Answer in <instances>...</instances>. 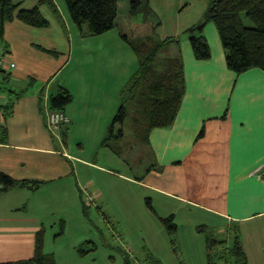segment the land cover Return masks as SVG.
<instances>
[{"label": "crops", "instance_id": "crops-1", "mask_svg": "<svg viewBox=\"0 0 264 264\" xmlns=\"http://www.w3.org/2000/svg\"><path fill=\"white\" fill-rule=\"evenodd\" d=\"M12 1L17 12L39 0ZM54 1L61 20L41 4L47 26L14 17L0 38V65L10 73L11 88H22L30 78L40 85L18 98L0 94V103L13 100L8 117L0 108V172L42 180L36 190L0 193V262L32 257L35 236L43 227V250L54 254L56 264H96L104 258L102 249L112 247L123 256L124 248L117 244L121 240L129 243L125 250L129 247L131 256L145 255L146 261L149 250L162 264H207L204 237L194 226L226 234V226L236 223L247 264H264V70H230L213 22L203 27L210 58L195 59L187 37L179 34L196 24L203 6L196 14L183 15L185 0H163L168 13L158 23V35L156 28L153 33L159 39L178 38L185 94L173 123L153 127L148 142L136 144L142 148L138 162L149 163L141 174L129 175L132 167L123 149L116 153L115 141L102 142L124 101V86L138 69L137 54L115 28L116 19L110 30L93 34L86 23L75 24L66 2L63 7ZM149 4L147 13L153 16L152 0ZM164 23L169 29L159 33ZM75 52L79 65L69 68ZM52 85L54 91L61 85L72 94L62 110L68 121L55 133L44 114ZM126 123L115 124L113 132L122 128L123 133ZM63 129L66 143L60 137ZM120 181L139 193L126 191ZM108 197L119 201L111 215L101 203ZM82 200L91 205L86 211ZM150 214L162 226L160 217L173 214L178 250L166 230L150 225ZM101 218L108 224L110 242L102 240L103 231L95 226L94 219ZM80 245L87 252L80 253ZM105 260L116 262V255Z\"/></svg>", "mask_w": 264, "mask_h": 264}, {"label": "trees", "instance_id": "trees-1", "mask_svg": "<svg viewBox=\"0 0 264 264\" xmlns=\"http://www.w3.org/2000/svg\"><path fill=\"white\" fill-rule=\"evenodd\" d=\"M118 0H65L71 19L76 25L86 23L88 30L93 34H101L113 28L117 18ZM206 9L196 24L185 29L184 36L187 37L191 45L192 54L195 59L206 60L210 58V48L207 43L203 27L209 22H213L218 31L220 42H222L226 66L236 74L246 71L248 68L259 67L264 70V0H204ZM41 4L47 5L52 13L61 20L60 11L54 0H39L30 9L20 8L16 12L17 5L12 0H0V38L3 36L4 25L7 20L16 17L18 20L37 26H47L48 20L44 18L39 9ZM146 6L150 11L149 0H131V13H135L136 6ZM127 40L137 54L138 69L132 74L124 86L122 92L121 105L116 110L109 132L103 140L102 145H108L110 140L115 141L112 145L116 153H121L122 145L119 139L124 134L122 128L114 131V125H123L125 121L133 122L132 130L134 142H148L149 131L153 127L169 126L176 118V113L181 105V100L185 94V79L182 56L178 38L166 37L159 39L157 36L149 35L146 39L130 40L126 35H122ZM176 44L175 53L168 56L163 63L157 62L159 54L163 49ZM0 53V60H1ZM158 63L161 70L158 72ZM10 73L0 65V82L7 84ZM37 84L35 79L30 78L25 86L19 89L9 88L7 92L15 98L30 92ZM39 103L42 105V93L40 88ZM72 99V94L61 85L55 91L49 93L47 98L48 107L51 110H63ZM128 101H134L137 117L129 116ZM13 100L0 103L4 116L11 114ZM45 114V113H44ZM201 132L199 135H201ZM198 135V136H199ZM62 141L66 143V130L60 133ZM117 142V143H116ZM127 145V144H126ZM129 145V144H128ZM127 145V146H128ZM42 180L17 179L5 172H0V193L13 190L14 188L38 189ZM149 206L152 205L147 200ZM84 211L91 205H87L82 200ZM160 221L165 226L170 237L174 251H176V229L177 225L173 214L160 217ZM64 222L60 228L59 235L63 233ZM227 233L215 236V231L207 225H198L196 231L204 233L206 247L207 264H247L245 252L243 251L240 229L236 223L226 226ZM43 227L39 228L35 236L34 254L29 259H19L17 261H5L0 264H56L54 254L45 253ZM88 242H91L87 240ZM80 253L87 252L83 245L78 247ZM123 264H139L127 250H123ZM149 264H162L155 259L149 250H146ZM219 262V263H218Z\"/></svg>", "mask_w": 264, "mask_h": 264}, {"label": "rangeland", "instance_id": "rangeland-1", "mask_svg": "<svg viewBox=\"0 0 264 264\" xmlns=\"http://www.w3.org/2000/svg\"><path fill=\"white\" fill-rule=\"evenodd\" d=\"M59 3H61V5L63 7H65V0H58ZM186 2V8H185V12L183 15L185 14H196L198 12V10H200V8H202L203 6V10L199 13V15L197 16V21L198 19L201 17V15L203 14L205 7L204 4H206V2L204 0H185ZM164 1L163 0H152V6H153V10H155V15L151 16L147 13V8L146 6H136L135 8V13H131L130 9H131V0H118L117 1V6H118V12H117V23L118 26H116L115 28L118 29V31L121 32V37L124 40L122 35H126L128 39L130 40H141V39H146L148 38L149 35H153L154 30L156 28V33H157V27L159 26L158 23H160V21L162 22V19L164 17H166L167 15V10H163L164 7ZM181 4V3H180ZM151 5V4H150ZM47 7V8H46ZM46 9H50L48 8V6L46 5ZM67 14L68 10H67ZM69 16V15H68ZM197 23V22H196ZM166 23H164V26L159 27L158 28V32L160 33L162 30H168L169 28H167L168 26L165 25ZM158 35V33H157ZM180 37H183L184 35L182 33L179 34ZM127 41V40H126ZM128 42V41H127ZM175 53V48L171 49H163V51L159 54V60L157 62L159 63H163L164 60ZM74 57L72 58L71 62L69 63V68L74 67L79 65V58L78 55L75 53ZM158 63V68L156 67L157 71L159 72L162 68H161V64ZM129 80V79H128ZM127 83V82H126ZM0 94L2 96L7 95L8 92L7 90L11 87V85H9V83L4 84L0 82ZM39 83H37L35 85V88L39 87ZM42 87V86H41ZM54 87H56L55 85H52L51 90L54 89ZM43 88H45V86H43ZM54 91V90H52ZM128 111H129V116L130 117H137V113L135 110V103L134 101H128ZM133 126V122H129L127 121L126 123V128L123 131V138L122 140L119 142L120 145L123 146V153H124V157L127 159L131 170L128 172L129 175H136V174H141L142 172L145 171L146 167L148 166V161H143L142 163H139V157H138V153L142 151V148L140 149L137 145L136 142H134V134H133V130H132V126ZM128 146H127V145ZM101 149L98 148V151H100ZM102 151H104L103 149L100 151V156L102 155ZM107 166H110L111 168H113V170L115 169V166L113 165V163H110L108 161ZM122 173H127L126 170H121ZM124 181H120V184H122ZM125 186L126 191H128V188H130V192H133V194L135 195L137 192V189L135 186H130L128 183L125 182V185L122 184V188ZM120 191V189L118 190ZM118 198V197H117ZM105 202H102L103 205H105V212L108 215H111V213L115 212V208H118L117 203L119 202L118 200H114L113 197H108V199H103ZM94 222L97 224L95 226H97V228H101V230L103 231V236H102V240H104V242H110L109 238H108V231L109 228H107L108 224L107 222H103V218L99 219V220H95ZM149 223L151 226H155V227H159L162 229L163 232H165V228L164 226L161 225V223L159 222V220L157 218H155L153 215L150 214V219H149ZM200 225V223H197L194 228L196 229V227ZM109 227H112L111 222L109 224ZM144 232V231H143ZM95 235L98 236V230L95 229L94 231ZM201 234V236L204 237V233L203 232H199ZM221 235V233L217 232L215 233V236ZM145 236V233H143V235H141V238ZM176 238H177V233H176ZM203 239V238H202ZM100 241V240H99ZM98 241V242H99ZM122 241V240H121ZM116 242L117 244H120L124 249H125V245L129 246V243L126 241H122V242ZM102 244V241H100ZM99 242V243H100ZM103 242V244H104ZM204 242V239H203ZM176 244V248L178 250V243L175 242ZM105 246V244H104ZM205 246V245H204ZM133 248V247H132ZM206 249V248H205ZM136 251V250H135ZM102 252L105 254L104 258H102L99 262H97L96 264H107L108 260H105V256L106 257H110L111 255H116V262H114V260H109L111 263L108 264H123L122 263V253L119 252L115 247L112 248H105L102 249ZM132 255V253H131ZM133 261L135 260L136 262H138L139 264H149V262H147L145 260V255L144 258H142L141 256H139V254H134V257L132 256ZM219 263V262H218ZM220 264V263H219Z\"/></svg>", "mask_w": 264, "mask_h": 264}, {"label": "built area", "instance_id": "built-area-1", "mask_svg": "<svg viewBox=\"0 0 264 264\" xmlns=\"http://www.w3.org/2000/svg\"><path fill=\"white\" fill-rule=\"evenodd\" d=\"M1 63H2V61L0 60V64ZM45 116H46V125L54 133L58 131V129L62 123H65L68 121L65 113H63L62 110H59V109L58 110H51V109H49V107L47 105L45 108ZM126 249H128V251H129V247H126Z\"/></svg>", "mask_w": 264, "mask_h": 264}]
</instances>
